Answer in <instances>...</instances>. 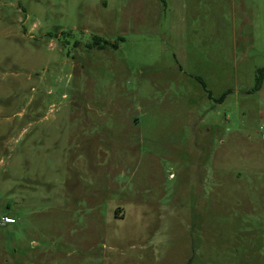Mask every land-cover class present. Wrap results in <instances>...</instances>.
Listing matches in <instances>:
<instances>
[{
  "label": "rangeland",
  "instance_id": "1",
  "mask_svg": "<svg viewBox=\"0 0 264 264\" xmlns=\"http://www.w3.org/2000/svg\"><path fill=\"white\" fill-rule=\"evenodd\" d=\"M263 69L264 0H0V264H264Z\"/></svg>",
  "mask_w": 264,
  "mask_h": 264
},
{
  "label": "trees",
  "instance_id": "2",
  "mask_svg": "<svg viewBox=\"0 0 264 264\" xmlns=\"http://www.w3.org/2000/svg\"><path fill=\"white\" fill-rule=\"evenodd\" d=\"M263 81H264V69L261 70L260 75L257 79L256 90H259L262 87ZM222 99H224V97Z\"/></svg>",
  "mask_w": 264,
  "mask_h": 264
},
{
  "label": "built area",
  "instance_id": "3",
  "mask_svg": "<svg viewBox=\"0 0 264 264\" xmlns=\"http://www.w3.org/2000/svg\"><path fill=\"white\" fill-rule=\"evenodd\" d=\"M15 223V220L12 219V218H6L3 220V223L2 224H14Z\"/></svg>",
  "mask_w": 264,
  "mask_h": 264
}]
</instances>
